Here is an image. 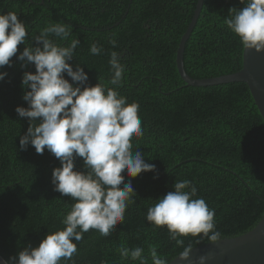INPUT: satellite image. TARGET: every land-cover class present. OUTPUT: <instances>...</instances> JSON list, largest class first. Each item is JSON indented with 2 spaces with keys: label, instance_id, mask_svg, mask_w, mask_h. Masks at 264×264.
Segmentation results:
<instances>
[{
  "label": "trees",
  "instance_id": "16d2710c",
  "mask_svg": "<svg viewBox=\"0 0 264 264\" xmlns=\"http://www.w3.org/2000/svg\"><path fill=\"white\" fill-rule=\"evenodd\" d=\"M197 0H0V14L14 12L26 24L28 42L53 23L70 25L80 46L72 61L84 67L90 86L108 84L110 54L117 52L125 66L117 89L129 104L139 105L143 135L133 138V152L155 164L156 173L131 178L134 203L124 220L102 237L84 233L78 252L61 264H122L117 251L150 244L169 262L183 250L170 240L166 228L153 229L147 211L174 191L175 181L188 180L215 210L216 231L231 239L251 231L264 215V122L247 86L229 83L210 87L185 86L175 66V53L187 29ZM239 0H203L196 24L183 53L185 73L193 79L230 75L240 70L242 45L225 19L241 10ZM57 43L66 42L57 38ZM116 41L113 47L110 40ZM96 43L103 51L90 54ZM24 45H18V53ZM0 72V256L6 260L31 245L38 247L47 234L63 230L62 219L75 201L53 190L51 174L60 162L47 150L33 146L21 151L19 138L29 121L18 117L22 76L35 73L33 64ZM65 79L71 82L65 74ZM76 171H85L82 158ZM158 173V179L154 176ZM130 178L125 174V182ZM75 242V241H74ZM212 243L204 237L184 238L191 248ZM123 264H132L124 261ZM138 264V262H137Z\"/></svg>",
  "mask_w": 264,
  "mask_h": 264
},
{
  "label": "clouds",
  "instance_id": "9594fccd",
  "mask_svg": "<svg viewBox=\"0 0 264 264\" xmlns=\"http://www.w3.org/2000/svg\"><path fill=\"white\" fill-rule=\"evenodd\" d=\"M239 2L245 7L226 18L225 24L243 49L260 54L264 52V0ZM28 37L26 24L16 13L0 14V69L12 67L13 57L22 68L35 66L34 74L26 71L22 76V100L27 107L15 109L18 117L29 121L19 147L24 151L31 145L37 154L45 150L51 153L61 165L51 174L53 190L75 203L63 216V230L47 234L38 247L29 245L0 264H61L62 258L72 260L78 242L89 230L109 236L123 222L129 204L134 203L131 178L157 170L155 164L145 162L143 153L132 150L133 138L141 137L143 130L139 105L129 104L117 90L125 72L120 55L115 51L110 54L112 77L108 84L113 87L100 82L90 86L84 67L76 64L74 70L69 63L80 46L70 25L50 24L34 38L35 46ZM53 37L66 43L61 45ZM110 43L116 47L114 39ZM18 45H24L19 55ZM102 51L96 43L90 47L92 55ZM6 76L7 72H0V81ZM77 158H82L85 171L74 170ZM125 174L130 178L127 182ZM158 178L157 173L154 179ZM173 188L148 209L146 220L153 229H167L170 240L183 248L177 257L183 262L190 259L193 250L191 245L184 246V238L202 236L212 244L222 238L215 230V210L205 199L197 198L196 186L182 180L175 181ZM157 249L158 245L150 244L147 256L142 247L120 245L117 251L122 264H170ZM208 259L201 255L199 264H206Z\"/></svg>",
  "mask_w": 264,
  "mask_h": 264
},
{
  "label": "water",
  "instance_id": "95a60500",
  "mask_svg": "<svg viewBox=\"0 0 264 264\" xmlns=\"http://www.w3.org/2000/svg\"><path fill=\"white\" fill-rule=\"evenodd\" d=\"M203 0H197L192 19L180 38L175 53V66L185 86L210 87L229 83H243L247 86L253 103L264 122V52L242 49L241 68L225 76L209 79H193L183 67L185 44L196 24ZM213 243V242H212ZM207 243L193 248L188 261H179L177 257L170 264H199V257H209L206 264H264V215L259 223L244 235L222 239L217 244ZM4 259L0 256V261Z\"/></svg>",
  "mask_w": 264,
  "mask_h": 264
}]
</instances>
